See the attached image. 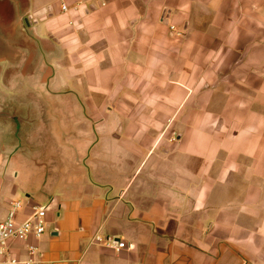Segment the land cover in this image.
<instances>
[{
    "label": "crops",
    "instance_id": "crops-1",
    "mask_svg": "<svg viewBox=\"0 0 264 264\" xmlns=\"http://www.w3.org/2000/svg\"><path fill=\"white\" fill-rule=\"evenodd\" d=\"M104 2L0 0V222L51 201L12 254L264 264V0Z\"/></svg>",
    "mask_w": 264,
    "mask_h": 264
},
{
    "label": "built area",
    "instance_id": "built-area-1",
    "mask_svg": "<svg viewBox=\"0 0 264 264\" xmlns=\"http://www.w3.org/2000/svg\"><path fill=\"white\" fill-rule=\"evenodd\" d=\"M98 1L105 5L104 0ZM62 10L67 11V5L63 4ZM22 208L23 205L20 201L12 202L7 217L0 222V264H35L37 247L29 245L26 258L21 260L12 254V245L15 242H26L31 237L38 239L46 233L48 208L35 205L27 219L19 220L18 217ZM93 243L115 251H121L126 247L125 242L101 235H96Z\"/></svg>",
    "mask_w": 264,
    "mask_h": 264
},
{
    "label": "rangeland",
    "instance_id": "rangeland-1",
    "mask_svg": "<svg viewBox=\"0 0 264 264\" xmlns=\"http://www.w3.org/2000/svg\"><path fill=\"white\" fill-rule=\"evenodd\" d=\"M54 4H57L58 2H60V0H53ZM1 34V33H0ZM9 53V50L7 48V44H1V40H0V65H4L3 63V57L6 56L7 54ZM8 64L5 63V65ZM1 67V66H0ZM21 93V92H20ZM23 95L27 94V92L25 91V88L23 89L22 93ZM20 98H23V99H26L25 96H20ZM28 98V97H27ZM5 101L7 104H10V101H11V105L14 104V100H9L8 96L4 94V92L0 91V101ZM16 100L19 102V104H21L22 102H20V99L16 98ZM13 102V103H12ZM36 110V109H34ZM33 110V111H34ZM34 161V160H33ZM35 163V162H33ZM35 187H38V185H35ZM19 198H23V200H18V201H22L23 203L25 202V200H28V197L26 196V194L24 192H22L21 196ZM37 198H45V196L43 197L41 194L37 197ZM50 203L51 201L49 202H46V201H40V202H36L37 205H41V206H45L48 208V211L50 212ZM47 220V218H46ZM3 221V220H2ZM49 233V229L47 227V231H46V234Z\"/></svg>",
    "mask_w": 264,
    "mask_h": 264
}]
</instances>
